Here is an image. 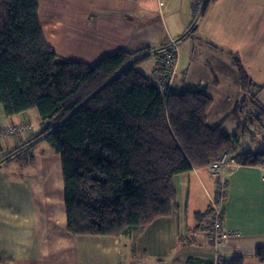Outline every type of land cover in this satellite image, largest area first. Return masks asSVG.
<instances>
[{
  "label": "crops",
  "instance_id": "0c3cea01",
  "mask_svg": "<svg viewBox=\"0 0 264 264\" xmlns=\"http://www.w3.org/2000/svg\"><path fill=\"white\" fill-rule=\"evenodd\" d=\"M194 2L37 0V15L52 51L89 66L117 51L150 47V53H144L150 57L155 53L153 62H148L150 57L140 61L147 62L139 71L158 76L161 58L155 55L176 39L179 48L173 88L203 90L212 103L206 125L213 128L236 104L244 102L236 61L251 79L264 78V0H214L206 16L212 2L207 0L195 14L201 19L189 30L195 32L190 37L185 30L189 19L195 18ZM218 45L226 47L224 57L213 54ZM21 122L34 127L0 138L2 152H11L0 157V264H187L193 259L213 262L216 255L223 260L236 255L243 258L242 264H261L254 250L264 246V164L239 163L240 167L229 173L223 219L225 229L236 235L218 249L210 246L207 235L209 198L216 188L209 166L174 177L176 205L171 215L157 218L142 231L118 238L72 235L66 229L59 155L47 154V148H52L41 141L33 148L32 163L20 164L11 156L40 132L37 112L7 118L0 106V124ZM52 169L57 170L56 179ZM238 175L251 176L256 189L238 181ZM25 188L30 191L25 193ZM27 193L36 198L24 204ZM205 212L208 214L202 215Z\"/></svg>",
  "mask_w": 264,
  "mask_h": 264
},
{
  "label": "trees",
  "instance_id": "16d2710c",
  "mask_svg": "<svg viewBox=\"0 0 264 264\" xmlns=\"http://www.w3.org/2000/svg\"><path fill=\"white\" fill-rule=\"evenodd\" d=\"M37 12V0H0V106L7 118L34 110L42 124L28 148L12 158L32 163L41 141L60 156L66 229L72 235L117 237L169 217L176 205L174 177L209 166L237 146V136L222 126L234 120L246 128L239 121L242 103L219 125L207 127L212 103L203 90L172 87L161 93L155 72L135 69L150 57V47L114 52L94 66L65 59L46 43ZM235 66L247 96L255 83L239 61ZM248 100L260 120L264 106L255 94ZM238 161L261 166L264 149L242 153ZM254 256L264 264V246ZM242 262L236 255L224 260Z\"/></svg>",
  "mask_w": 264,
  "mask_h": 264
},
{
  "label": "rangeland",
  "instance_id": "374dc122",
  "mask_svg": "<svg viewBox=\"0 0 264 264\" xmlns=\"http://www.w3.org/2000/svg\"><path fill=\"white\" fill-rule=\"evenodd\" d=\"M175 1H179V0H172V2H175ZM181 1H183V0H181ZM213 2H214V0L209 4V7H208L209 9L207 11L206 16L209 14L210 9L212 8L211 6H212ZM197 19H201V17L195 16L194 19H193V17L189 19L190 23L188 25V28L185 31L187 32L188 35L190 34L189 35L190 37H192L195 32H193V31L190 32L189 30L194 28L196 23L199 22V20H197ZM208 37H209V39H211L210 35ZM173 40H175V45H176L175 50L177 51L175 58L177 60L178 59V57H177L178 48H179V45H177V43L179 44V41H177L176 39H173ZM173 40H171V41H173ZM170 48H171V43L169 42L168 46H166L160 52L157 53V56L161 55L162 51H164L166 49H170ZM226 53H227V49L224 45H218V48H213V54L216 55V57H218V58L224 57L226 55ZM152 56H154V55H152ZM152 56L150 57L151 59L148 60V62H150V61L153 62ZM62 58L66 59L67 56L62 57ZM146 62L147 61L138 62V64H136V66H135V69H137V71L138 70L142 71L141 67H144ZM252 69H255V68L251 67V70ZM147 72H150V70H147ZM174 75H175V69H174L173 74L169 78L170 83L168 84V86H166L164 84V82L161 81L159 75L157 76L158 77V79H157L158 87H159V89H160L159 91H161V93H163V91L167 92V91H169V88L173 87V82H174L173 80H174V77L176 76V75L175 76ZM256 77H257V74H256ZM262 77H264V75H262ZM252 80L255 83V86L248 88V90L246 92L247 96H245V98H244L245 102H242V106H243L242 114L239 118L240 124H245L246 128L241 127V125H239L240 128H237L236 121H234V120L227 121L223 125V126H225L224 131L229 132V134L231 136L236 135L238 138L237 146L232 148L231 152H230L231 155L236 158V161H237V157L240 156L242 153H245L248 151L257 152V151H260L261 149H264V116H260L261 118H260V120H258V118H259L258 117V115H259L258 110L259 109L255 104H251L250 101L248 100V95L252 96L255 94L256 95V101H258V104L264 106V86L263 87L260 86V85H264L263 84L264 78L257 77V78H254ZM27 125H29L28 122H21V123H18L17 125L11 124V123L0 124V129L2 130V128H4V130H5L6 128H10V127L12 129H14L15 126H18L20 129H22V131L30 130V129L26 128ZM33 127H34V125H33ZM22 131L16 130V132L13 134V136L16 134L19 135L18 133H21ZM4 133H5V135H4ZM10 136H12V135H10ZM10 136H9V133L7 131H0V138L1 139H5V138H8ZM35 136L36 135H34L33 137H35ZM35 142L36 141L30 143V145L34 144ZM26 144H27V142H24L22 145H20L18 147L19 149L13 155H15L16 153L18 154V153L22 152L23 150H25L26 148H28L27 146H29V145H26ZM10 153L11 152H7V150H5V149H4V152H2V150L0 149V157L1 158L6 157ZM47 154L55 155L54 152L50 149V147L47 148ZM13 155H11V156H13ZM238 167H240V166H238ZM56 177H58L57 170L52 169V178L56 179ZM237 180L238 181L240 180L243 184L250 185V186H252L253 189H256L255 181L251 176L241 177L240 175H238ZM43 188L44 187H42V186H38L39 190H42ZM62 189H63V187H62ZM27 191H30V190L28 188H25V193ZM62 194H64V193H62ZM35 198L36 197L34 194L30 195L27 193V194H25V197L23 198V203L25 204V203L33 202ZM90 236H92V235H90ZM118 237H121V236H117L116 238H118ZM13 264H16V262L14 261Z\"/></svg>",
  "mask_w": 264,
  "mask_h": 264
},
{
  "label": "built area",
  "instance_id": "2783aa9c",
  "mask_svg": "<svg viewBox=\"0 0 264 264\" xmlns=\"http://www.w3.org/2000/svg\"><path fill=\"white\" fill-rule=\"evenodd\" d=\"M207 3V0H195L193 4L194 8V16L199 11H201L203 7H205ZM171 48L166 49L161 52L160 58V79L164 82L166 86L170 83L169 78L174 72V66L176 63V45L175 40L170 41ZM170 90V88H169ZM168 92V91H167ZM163 93H165L163 91ZM28 129H32L33 125L29 124L26 126ZM16 130L22 131L18 126H15L14 129L2 128L0 131H7L10 135H13ZM5 135V133H4ZM239 163L236 161V159L227 151L222 153L219 157L215 158L211 164L209 165V174L213 178L215 182V193L210 197L209 199V216L207 220V235L210 246H212L214 249H218L219 245L229 239L231 236L236 235V233L231 232L230 230L227 231L225 229V222L223 219V205L225 203V196L227 192V178L229 177V173L233 171L236 167H238ZM264 170V169H263ZM212 264H224V260L222 258H218V256H215L214 261Z\"/></svg>",
  "mask_w": 264,
  "mask_h": 264
},
{
  "label": "bare ground",
  "instance_id": "6f19581e",
  "mask_svg": "<svg viewBox=\"0 0 264 264\" xmlns=\"http://www.w3.org/2000/svg\"><path fill=\"white\" fill-rule=\"evenodd\" d=\"M201 11H202V10H201ZM201 11H200V12H201Z\"/></svg>",
  "mask_w": 264,
  "mask_h": 264
}]
</instances>
